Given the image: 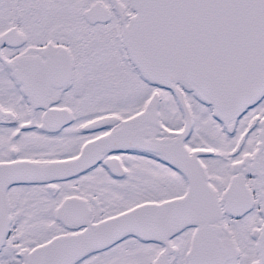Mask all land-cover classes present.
<instances>
[{
	"label": "snow or ice",
	"instance_id": "6c2138e0",
	"mask_svg": "<svg viewBox=\"0 0 264 264\" xmlns=\"http://www.w3.org/2000/svg\"><path fill=\"white\" fill-rule=\"evenodd\" d=\"M0 264H264V0H0Z\"/></svg>",
	"mask_w": 264,
	"mask_h": 264
}]
</instances>
